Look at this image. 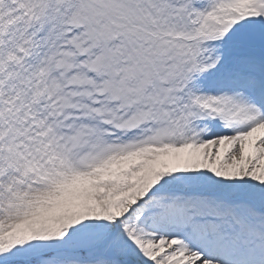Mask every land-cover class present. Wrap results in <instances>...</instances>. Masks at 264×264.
Returning <instances> with one entry per match:
<instances>
[{"label":"snow or ice","instance_id":"1","mask_svg":"<svg viewBox=\"0 0 264 264\" xmlns=\"http://www.w3.org/2000/svg\"><path fill=\"white\" fill-rule=\"evenodd\" d=\"M0 264H264V0H0Z\"/></svg>","mask_w":264,"mask_h":264}]
</instances>
